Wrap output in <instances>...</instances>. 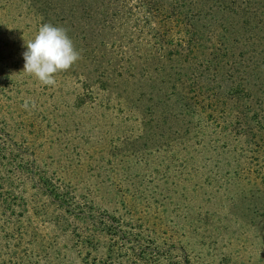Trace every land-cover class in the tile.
<instances>
[{
	"label": "trees",
	"instance_id": "1",
	"mask_svg": "<svg viewBox=\"0 0 264 264\" xmlns=\"http://www.w3.org/2000/svg\"><path fill=\"white\" fill-rule=\"evenodd\" d=\"M0 3V264H196L175 226L165 229L147 216L138 218L119 208L123 179L133 168L120 146L136 142L147 150L148 143L162 137L153 116L163 102L141 107L142 99L166 94L156 91L154 83L171 61L180 65L173 72L181 83L189 75L181 64L190 67L200 52L210 58L205 69L192 68L194 82L197 74L204 77L219 67L221 58L231 56L233 44L244 40L253 20L263 22L258 11L264 0ZM44 24L64 29L80 56L48 86L24 71L27 42ZM255 29L249 40L256 41L252 57L247 61V52L239 54L244 66L240 63L243 70L238 71L247 78L264 67L258 52L263 42H257L264 29ZM128 39L143 53L118 49L117 40L124 44ZM83 57L91 61L83 64ZM71 78L77 80L72 90ZM202 89L215 91V96L220 90L209 79ZM228 93L233 99L252 96L244 89L240 96L234 86ZM133 119L138 127L129 126ZM71 130L79 132L78 141L70 138ZM98 152L110 157L106 163L95 165L92 156ZM116 156L120 159L114 160Z\"/></svg>",
	"mask_w": 264,
	"mask_h": 264
},
{
	"label": "rangeland",
	"instance_id": "2",
	"mask_svg": "<svg viewBox=\"0 0 264 264\" xmlns=\"http://www.w3.org/2000/svg\"><path fill=\"white\" fill-rule=\"evenodd\" d=\"M259 13L263 22L258 24L253 18V26L245 33L244 40L230 48L231 56L221 58V65L204 77L196 73L197 82L189 77L192 68L205 69L210 55L203 58L200 52L190 67L181 64L183 73L189 74L184 83L178 82L173 72L174 66L180 68V65L171 61L173 65L169 63L168 71L154 83L156 91L163 90L166 94L141 98V107L163 102L157 107L156 117L153 116L157 121L155 128L162 137L148 143L147 150L135 146L136 142L120 146V152L127 156L133 168L123 179L125 192L119 208L124 214L138 218L147 216L165 229L175 226L177 238L196 264H264V128L260 129L264 126V67L258 70V77L254 76L258 71H253L249 78L238 71L243 70L240 63L244 66L240 52H247L249 61L252 57L249 52L255 51L251 48L256 41L249 40L254 37L256 26L264 29V8ZM240 31L243 29L234 35ZM227 34L234 39L233 34ZM259 34L262 37L257 42L263 43L258 52L264 58V32ZM81 46L91 50L89 45ZM117 46L132 53L135 49L143 53L137 42L129 39L124 44L117 40ZM89 56L92 58L91 52ZM90 61L87 57L82 59L83 64ZM208 79L212 88H220L217 96L213 95L215 91L207 94L204 93L207 90H200ZM75 82L76 78H71L68 84L71 90ZM231 86L239 88L240 96L242 89L250 92L251 98L233 99L228 93ZM152 90L146 88L149 93ZM140 114L146 116L144 111H136V115ZM110 116L117 118L116 113ZM131 125L138 127L135 119ZM108 127L109 124L104 130ZM71 134L70 138L75 139L80 135L74 130ZM89 149L93 151L92 147ZM92 158L96 159L95 165H100L110 157L98 152ZM171 219L174 223H170Z\"/></svg>",
	"mask_w": 264,
	"mask_h": 264
},
{
	"label": "clouds",
	"instance_id": "3",
	"mask_svg": "<svg viewBox=\"0 0 264 264\" xmlns=\"http://www.w3.org/2000/svg\"><path fill=\"white\" fill-rule=\"evenodd\" d=\"M23 55L24 71L46 86L54 85L55 74L68 70L80 58L66 31L50 24L40 27Z\"/></svg>",
	"mask_w": 264,
	"mask_h": 264
}]
</instances>
